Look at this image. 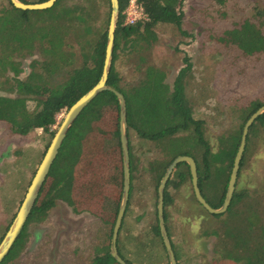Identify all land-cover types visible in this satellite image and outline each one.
I'll return each instance as SVG.
<instances>
[{"label":"trees","instance_id":"1","mask_svg":"<svg viewBox=\"0 0 264 264\" xmlns=\"http://www.w3.org/2000/svg\"><path fill=\"white\" fill-rule=\"evenodd\" d=\"M19 1L31 4L46 0ZM60 1L57 0L44 11L17 10L9 2L0 9V76L11 73V78L3 84L9 85L7 92L14 93L13 97L0 96V124L8 136L24 137L39 129L52 138L55 131L51 127L56 123V116L65 112L98 79L104 55L108 4L99 30L93 26V16L91 20L88 19L90 13L94 14L93 0H87L86 7L58 11L56 7ZM181 1L136 0L147 20L122 25L120 11L127 0H117L112 63L105 84L121 93L126 108L125 136L130 181L124 209L132 194L134 180L130 132L139 140L158 144L165 152L163 158L152 160L146 166V172L151 174L155 186L174 156H190L195 165L200 195L210 208L216 209L224 197L231 160L243 123L259 105H264L263 98L252 99L239 106L240 122L236 130L219 136L209 145L204 137V121L193 117L192 108L184 96L183 78L189 64L177 70L169 85L164 83L163 73L150 66L143 69L141 78L135 83L126 85L120 81L113 69L118 54L125 49L137 52L143 43L149 47L155 39L153 29L157 25H171L178 29ZM226 1L213 0V3L223 6ZM252 8L255 17L264 13L262 8L254 5ZM69 31L79 46V63L76 66H71L74 53L66 42ZM215 41L225 47H236L245 56L264 53V32L260 25L247 17L223 32ZM35 49L41 59L30 61L26 77L19 79L20 71L13 57L29 56ZM56 76L60 78L59 82L53 81ZM27 102H33L31 110L27 108ZM117 130L116 99L105 90L96 95L72 123L24 227L34 217L38 221L43 220L56 201L64 203L75 215L85 212L91 216L90 206L100 197L108 208L103 225H108L110 233L122 185ZM260 134L264 135V112L253 120L245 134L234 191L225 211L209 215L195 201L202 213L199 216L205 221L200 228V236L213 237L215 252L231 263L264 264V178L251 189L237 187L243 163L253 151ZM83 160L87 164L85 171ZM189 180L186 164L178 162L171 170L161 199L162 222L175 264H179L181 254L168 235L166 208L172 203L170 189H177ZM24 227L3 262L23 244ZM119 228L120 225L115 238L117 252L126 263L132 264L127 256L120 253ZM149 228L150 235L159 239L155 210ZM86 264H117L109 254V243L95 247Z\"/></svg>","mask_w":264,"mask_h":264},{"label":"rangeland","instance_id":"2","mask_svg":"<svg viewBox=\"0 0 264 264\" xmlns=\"http://www.w3.org/2000/svg\"><path fill=\"white\" fill-rule=\"evenodd\" d=\"M86 1L61 0L56 9L86 7ZM93 1L94 14L90 13L88 19L93 16V26L100 30L108 2ZM8 2L0 0V9ZM253 5L264 10V0H227L223 6H216L213 0H182L180 27L155 26L152 44L146 47L143 43L137 52L125 49L118 54L113 69L120 81L129 85L139 80L143 69L150 66L162 72L164 83L169 85L177 70L189 64L183 78L184 96L193 117L204 121V137L210 145L219 136L236 130L240 122L239 106L252 99L264 98V53L245 56L236 47H225L215 41L244 17L260 25L264 32V13L255 17ZM66 42L74 53L71 66H76L79 46L70 31ZM34 59H41L36 49L29 56L13 57L20 71L19 79L26 77L28 65ZM9 78L10 72L0 76V96H14L6 90L9 85L3 84ZM59 79L56 76L53 81L59 82ZM26 105L29 110L33 108V102ZM65 112L56 116L52 131L57 129ZM50 140L51 137L39 129L24 137L8 136L0 124V241ZM129 144L134 180L119 224L120 253L132 264H167L160 239L148 232L153 223L157 185L146 172L147 164L163 158L165 152L158 144L139 140L131 132ZM252 150L240 171L239 189H251L264 178L263 134L257 137ZM82 163L85 171L87 164L84 160ZM170 194L172 203L166 208V225L169 238L180 251L179 264H242L241 261L231 263L221 259L214 250V238L200 236L205 221L199 216L202 213L193 198L190 180L177 189L171 188ZM90 211L91 216L85 212L75 215L64 203L54 202L43 220L34 217L28 221L23 244L1 264H86L95 247L108 243L110 246L108 225H103L108 212L106 203L99 197L90 206Z\"/></svg>","mask_w":264,"mask_h":264},{"label":"water","instance_id":"3","mask_svg":"<svg viewBox=\"0 0 264 264\" xmlns=\"http://www.w3.org/2000/svg\"><path fill=\"white\" fill-rule=\"evenodd\" d=\"M10 5L17 10L21 11H44L51 8L57 0H46L40 3H22L19 0H8ZM108 2V16L105 27L104 35V55L103 61L100 67V72L97 81L95 84L90 87L86 92L79 96L72 105L66 110L61 122L59 123L57 129L55 130L54 135L52 136L42 159L37 166L33 177L30 180V183L26 189V192L23 196V199L10 223L5 234L3 235L0 241V264L4 258L9 253L14 242L18 238L21 230L26 223V220L35 204V201L38 197L40 189L47 177V174L54 162L57 153L63 143L72 123L76 120L79 114L83 111L84 107L99 93L104 92L105 90L111 92L115 99L118 108V144H119V154H120V168L122 173V185L121 193L117 202L116 211L113 218V223L110 229V246L109 254L114 259L117 264H128L123 258H121L116 249V233L118 226L120 224L121 216L124 211L125 203L127 200V195L129 192V181L130 173L128 172V156H127V145H126V108H124V100L116 89L105 84L106 76L109 71L110 64L112 63V51H113V30L117 17V0H107ZM264 112V105H259L243 123L241 128V133H239L237 145L235 152L233 154L231 165L229 169L228 181L226 184V189L224 197L221 200V203L218 208H210L205 201L202 199L200 192L197 187V174L195 173V165L190 156L187 155H176L174 156L168 165L163 171V175L156 188V197H155V219L156 226L161 239L166 258L167 264H175L176 260L171 248L170 242L166 237L162 217H161V199L163 197V190L165 184L171 174V170L178 162H184L187 166L188 173L190 174V183L192 187V192L194 195V200L196 203L209 215H218L222 214L232 197L236 176H237V167L238 161L241 156V152L244 145L245 134L247 133L249 125L253 120Z\"/></svg>","mask_w":264,"mask_h":264},{"label":"built area","instance_id":"4","mask_svg":"<svg viewBox=\"0 0 264 264\" xmlns=\"http://www.w3.org/2000/svg\"><path fill=\"white\" fill-rule=\"evenodd\" d=\"M120 14L122 25H130L147 20L145 14L142 12L141 7L136 2V0H127L125 6L120 11Z\"/></svg>","mask_w":264,"mask_h":264}]
</instances>
